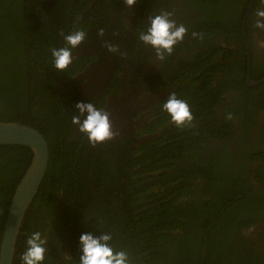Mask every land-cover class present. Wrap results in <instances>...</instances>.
<instances>
[{"label":"trees","instance_id":"obj_1","mask_svg":"<svg viewBox=\"0 0 264 264\" xmlns=\"http://www.w3.org/2000/svg\"><path fill=\"white\" fill-rule=\"evenodd\" d=\"M128 1L0 0V122L36 129L48 147L46 171L25 214L13 264H264V249L253 252L252 236L241 239L235 230L238 223L240 229L243 223L253 227L249 218L264 224V193L255 190L253 198L243 193L250 185L243 161L238 175L223 176L238 157L214 160L216 151L206 152L209 143L234 135L233 124L217 111L234 79L240 78L246 102L258 94L264 111V83L247 84L243 42L245 34L251 77L259 81L264 50L257 54L252 40L259 37L264 44V0H253L249 15L251 0H216L204 10L201 0H189L188 11L199 17L194 23L190 15L185 32L195 44L213 34L227 35V44L234 38L243 43L234 79L217 76L222 69L217 61L187 72L178 60L181 86L151 119H140L137 126L136 117L128 121L115 112L119 123L103 130V117L116 101L105 103L106 97L120 82V68L103 94L95 91V77L87 81L79 75L97 59L90 52L96 42L108 52L122 44L131 53L137 49L150 0H137L126 13ZM169 22L159 25L171 34ZM226 47L219 50L225 59L233 51ZM258 57L263 60L257 63ZM62 91L68 94L61 96ZM243 141L234 142L241 148ZM256 156L264 161V151ZM31 159L26 147L0 146V244L12 196ZM262 236L264 230L257 237Z\"/></svg>","mask_w":264,"mask_h":264},{"label":"flooded vegetation","instance_id":"obj_2","mask_svg":"<svg viewBox=\"0 0 264 264\" xmlns=\"http://www.w3.org/2000/svg\"><path fill=\"white\" fill-rule=\"evenodd\" d=\"M188 1L150 0L147 13L150 17H148L146 30L142 33L134 53L129 52L125 44L115 47L111 52H108V48L103 47L99 42L93 45L92 48L95 49H91L90 52L94 53L97 59L89 64L86 68L88 71L79 75V77H83L87 81L91 77H95L96 92L103 94L105 86L108 84L110 76L112 75L111 73L120 68L118 76L120 82L111 89L112 93L106 97L105 103H109L111 100L114 101V99L116 101L115 104L112 103L113 109L111 108L109 110L110 114H107V117H103L101 124L103 130H107L111 125L117 126L119 120L115 112L126 114L124 118L128 119V121H132L131 119L136 117L137 120L132 122L137 126L140 119H151L153 113L161 107L164 98L173 94L181 86L182 81L179 82L180 78H178L180 74L177 73L178 70L180 72L179 66L177 65L178 60L182 61L181 66L187 72H191L195 67L198 68L201 65L209 66L212 62L217 61L222 66L217 76L226 82L234 79L236 73L232 72V68L238 62L243 61L241 58L243 43L237 38L230 39L228 44L233 51L227 59H225V52L219 51L221 49H227V35L213 34L211 38L210 35H206L202 39L205 40V44H195L193 34H186L185 32L190 15L194 16L193 13L197 12L195 10L188 11L186 5ZM215 2L216 0H209V2L205 3L201 0L203 10L205 7H208V9L212 8ZM136 3L137 0H129L127 2L126 13H129ZM198 17L199 15H195L191 21L195 23ZM161 21L166 26L170 23L169 21L174 24L173 26L167 27L168 31H172L171 34L163 31L159 25ZM254 21L257 22L258 18L255 17ZM109 27H105L102 31H105ZM252 28L257 31L255 24ZM208 38L210 40L206 41ZM243 42L245 54L248 56L245 41ZM252 43L253 49L257 54L261 50H264V44H262L259 37L253 38ZM128 53L133 54L135 58L130 57ZM254 59L257 63L263 60L262 57ZM128 61L135 63H129ZM247 71L248 57L246 77ZM217 81L220 80L217 79ZM217 81L216 84L218 83ZM239 81L240 78H236L231 82L228 100L225 101V105H219L217 108L221 120L227 121L229 119L233 124L234 135L232 139L229 138L226 141L209 143L206 145V152L209 154L212 151H216L218 157H214V160H218L219 157L222 160L224 158L226 160V154H232L238 157L222 170L223 176L238 175L236 174L239 171L238 167L243 161L246 170L242 174L245 177L250 176L247 178V182L249 179L250 185L243 193H248L249 197L253 198L255 196V190L264 193V161L256 156L258 151H264V139L262 138V132L264 131V111L258 105L260 99L258 94H254V99L250 103L246 102L247 98L244 90L241 88V84L239 85ZM232 87L233 90H231ZM67 94L63 91L61 92V96ZM223 109L224 111H222ZM249 118L251 120L250 123ZM240 138H244L241 148H239L238 143L234 142ZM222 152H226L224 156H221ZM259 174L263 176L262 181H258L257 177ZM231 178L228 179L231 180ZM220 181L224 182L225 186L229 185L226 180ZM248 220L251 224L255 225L247 229L244 227L245 223H243V229H240L242 223H238V226L235 228L236 233L244 240L247 239V235L248 237H250L249 235L252 236L250 241L254 245L251 248L253 252L263 250L264 236L260 238L257 236L264 230V224L256 223L257 221H254L252 218ZM228 258L231 259L229 256Z\"/></svg>","mask_w":264,"mask_h":264},{"label":"water","instance_id":"obj_3","mask_svg":"<svg viewBox=\"0 0 264 264\" xmlns=\"http://www.w3.org/2000/svg\"><path fill=\"white\" fill-rule=\"evenodd\" d=\"M253 7V0L250 1L247 15ZM246 18L243 20V27ZM248 54V86H259L264 83V78L259 81L251 79L250 72V47L246 35L243 34ZM0 146H22L28 148L32 153V159L17 184L12 200L5 217L3 234L0 244V264H13L17 238L25 217V214L38 192L39 186L44 177L48 163V147L43 136L29 126L18 122H0Z\"/></svg>","mask_w":264,"mask_h":264},{"label":"clouds","instance_id":"obj_4","mask_svg":"<svg viewBox=\"0 0 264 264\" xmlns=\"http://www.w3.org/2000/svg\"><path fill=\"white\" fill-rule=\"evenodd\" d=\"M254 81V80H253ZM256 82V81H255Z\"/></svg>","mask_w":264,"mask_h":264}]
</instances>
